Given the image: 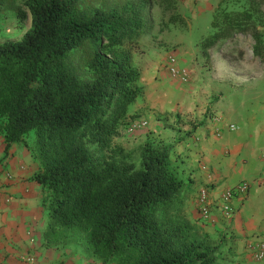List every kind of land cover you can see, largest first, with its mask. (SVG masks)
Returning a JSON list of instances; mask_svg holds the SVG:
<instances>
[{"label": "trees", "instance_id": "1", "mask_svg": "<svg viewBox=\"0 0 264 264\" xmlns=\"http://www.w3.org/2000/svg\"><path fill=\"white\" fill-rule=\"evenodd\" d=\"M153 2L177 10L178 0H0L32 17L22 39L0 43V134L6 154L34 135L46 247L79 244L102 264H219L222 243L187 216L189 184L171 147L114 143L142 94L135 48L153 28ZM211 26L207 61L249 37L264 63V0H227Z\"/></svg>", "mask_w": 264, "mask_h": 264}, {"label": "crops", "instance_id": "2", "mask_svg": "<svg viewBox=\"0 0 264 264\" xmlns=\"http://www.w3.org/2000/svg\"><path fill=\"white\" fill-rule=\"evenodd\" d=\"M221 1L188 0L186 3L191 4L193 17L197 14L202 18L209 14L214 16L227 0ZM218 50L219 47L210 51V61H214ZM151 52L157 55L156 62L135 61L141 71L139 85L145 92L130 107L128 122L146 121L145 129L148 130L141 131L135 147L148 140L155 145L171 147V160L189 184L185 209L192 223L216 242L227 235L230 240L226 250L232 256L230 264H259L253 259L247 242L264 240L263 62L253 60L248 68L256 71L249 73L242 68L241 72L236 71L237 68L224 59L225 72L205 73L197 64L199 58L195 62L192 54L190 58L181 56L178 62L190 69L192 78L191 85L183 93L175 90L167 81V73L161 71L158 50L152 48ZM175 93L183 100L181 107ZM217 95L222 99L215 104L216 113L237 126L233 132L225 130L222 136L215 133L213 121L205 120L202 114L199 118L196 112L197 105L203 109L208 100ZM188 96L191 100L186 103ZM171 97H175L173 102ZM192 114L197 121L194 125L187 117ZM178 115L185 122L176 123ZM194 136H199V141L196 142ZM29 140L31 144L27 139L13 144L6 154L3 135L0 137V158L5 155L10 162L7 172H0V264H102L79 244L52 248L44 245L43 233L49 219L43 207V189L31 179L36 172L22 169L27 154L22 145L30 147L33 134ZM242 181L252 184L250 193L245 199L235 198V214L228 219L218 200L226 189ZM206 185L210 186L213 207L209 219L204 221L200 219L196 198L199 188Z\"/></svg>", "mask_w": 264, "mask_h": 264}, {"label": "rangeland", "instance_id": "3", "mask_svg": "<svg viewBox=\"0 0 264 264\" xmlns=\"http://www.w3.org/2000/svg\"><path fill=\"white\" fill-rule=\"evenodd\" d=\"M17 1L20 2L21 4L24 2V0H17ZM187 1L188 0H178L177 10L174 11L173 13L165 12L156 2H153L150 13V18L153 21V28L147 33V35L144 38H142L139 41L137 48H135V61L143 62L144 60H147L148 62H152V61L156 62V60H154V57H157V55L153 54L151 50L152 48L155 49L156 51L158 50L161 59L160 60L161 62L159 64V66L161 67V71L167 73L168 83L172 87H175V90L183 93H186L188 87L191 85V81L188 83H181L170 77L164 64L166 65V61L168 57L171 55H174L179 60L181 56H183L184 58H190V54H192L191 57L193 58V60H195V62H197L199 58V62H197V64L201 65L205 73H210L212 71L214 72L217 71L220 73L225 72V70H223L222 67V62L224 59L231 62L234 65V67L237 68L236 71L238 72H241V68H242L244 69V72L254 73L256 70H253L250 67L248 68L251 62L255 60L253 58V51H252L253 40L252 38L249 37H238L232 41L227 42L225 45H223L224 47L222 46L219 47V50L214 57V61H210V60L207 61L202 56L201 46L203 40L206 39L208 36L214 34L215 32V30L211 26L213 16L209 14L202 18H198L196 14L195 17H193L194 15L193 8L191 7L190 3L189 4L186 3ZM222 1L220 3H222ZM230 8L233 7L230 6ZM21 10L22 13L26 15L25 20L20 19L17 13L13 11H6L0 7V43H5L7 41H18L22 39L25 33L30 29L31 19H32L31 14L29 10H27V8H25L24 6L21 7ZM172 14L181 16L184 20V23L181 22L171 23L170 17ZM139 45H141L142 47H140ZM141 88H142V94H141L142 96L145 92V89L144 87ZM205 93L206 95L208 94L209 96V91H206ZM162 96H165L167 98V96L163 93ZM174 98L175 97L170 98L171 102H173L172 100H174ZM178 99H180L178 105L179 107H181V105L184 104L183 100L179 98V96L177 95L176 101ZM221 99H222L221 95L214 96L210 98V101L208 100L207 106L203 107V109H201L202 108L201 106L197 105V108L199 109L198 111H196L199 112V118L200 115L202 114L204 115L205 120L210 119L211 121H213L214 131L216 134H218L216 129L219 126L216 123L217 121L215 120L217 117L221 119L222 122L221 124L223 127H226V125H230V123L233 124L229 120L227 122L224 118H222L216 113L215 104L218 103ZM190 100L191 97L188 96L186 103ZM187 117H190V119H188L189 120L188 122L190 123L192 122L193 125L197 123L196 119L194 120L192 118L193 114ZM133 119L134 117L132 116L131 121ZM176 120L178 121V122L176 121V123L185 122V119H182L181 115H178ZM133 123L129 121L128 124L122 129L121 134L114 139V143L116 145L123 146L127 150L136 148L135 145L137 144V140H140V138H138L139 134H141L142 132H146L148 130H146L145 128L144 129H140L138 127L135 128L134 127L135 123L134 124ZM234 125L236 126V124ZM224 132L225 130L223 131V133ZM0 137L2 138L1 134ZM27 142L28 144H31L29 138H27ZM19 145L21 146L22 144ZM22 147L25 149L27 153L25 157L26 163L25 165L22 164L23 165L22 169H25L26 172H37L39 166L30 150V147H28V145H22ZM9 163H10L9 161L7 162V156L5 155L2 156L0 158V168L3 166L4 169L3 171L0 172H7ZM229 240L230 239L227 238V235H223L221 236L220 241L217 242V243H222L223 246L219 264L231 263L230 257L232 256H230V254L226 250L227 249L226 245ZM255 241H260V240H255ZM248 246H249V241L247 242V247Z\"/></svg>", "mask_w": 264, "mask_h": 264}, {"label": "built area", "instance_id": "4", "mask_svg": "<svg viewBox=\"0 0 264 264\" xmlns=\"http://www.w3.org/2000/svg\"><path fill=\"white\" fill-rule=\"evenodd\" d=\"M166 70L170 77L176 81H179L181 83H188L191 81V73L190 70L184 66H181L178 62V59L171 55L168 57L166 61ZM217 124L219 125L217 130V133L219 135H223L224 130L228 131H235L237 127L234 124L226 125V127L222 126V122L220 118L215 119ZM214 120V121H215ZM135 128L144 129L147 127L146 121H140L137 124H134ZM194 140L197 142L199 141V136H194ZM4 167L2 166L0 168V171H3ZM252 184L247 181H242L238 183L234 187H230L226 189L223 194L220 196L218 200L219 207L223 213V215L230 219L234 216L235 208H234V200L235 198H241L245 199L248 197L250 190H251ZM197 207L199 209L200 213V219L207 221L210 217L213 203H211L210 198V186H202L197 191V198H196ZM251 254L253 255V259L261 264L264 263V241H250L248 246Z\"/></svg>", "mask_w": 264, "mask_h": 264}]
</instances>
